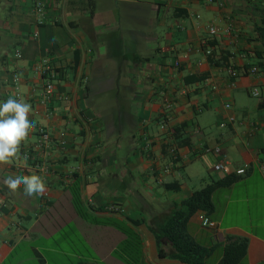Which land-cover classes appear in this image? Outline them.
Here are the masks:
<instances>
[{
    "label": "crops",
    "instance_id": "0c3cea01",
    "mask_svg": "<svg viewBox=\"0 0 264 264\" xmlns=\"http://www.w3.org/2000/svg\"><path fill=\"white\" fill-rule=\"evenodd\" d=\"M43 60L56 72L48 100ZM193 74L205 78L186 82ZM9 98L31 105L35 127L0 164V264H185L160 255L173 246L159 228L196 190L181 177L218 157L194 154L164 173L180 123L192 142L181 152L220 145L232 169L249 165L214 191L215 227L202 212L187 223L215 247L205 264H221L227 235L248 239L238 264H264V0H0V103ZM33 174L43 194L3 183Z\"/></svg>",
    "mask_w": 264,
    "mask_h": 264
},
{
    "label": "trees",
    "instance_id": "16d2710c",
    "mask_svg": "<svg viewBox=\"0 0 264 264\" xmlns=\"http://www.w3.org/2000/svg\"><path fill=\"white\" fill-rule=\"evenodd\" d=\"M174 12L178 16H180L179 12L182 16L187 15L186 10L182 8H177ZM209 60L213 64L218 62L214 60L212 55H210ZM203 78H205L204 74H193L186 77V82L199 81ZM168 132L177 146L181 148L191 146V137L188 134L186 123L173 126L168 129ZM238 179V175L227 174L223 178L212 180L201 188L194 190L188 197L176 204L168 219L162 222L159 228L162 236L172 244L173 251L167 253L160 248V255L171 257L185 264H205L206 259L213 253L215 247L198 243L187 232V223L198 212L210 215L214 210L212 200L214 191L220 187L230 186ZM158 234H156L157 242L161 237ZM248 244V239L245 237L227 235L223 244V255L220 263L238 264L246 257Z\"/></svg>",
    "mask_w": 264,
    "mask_h": 264
},
{
    "label": "clouds",
    "instance_id": "9594fccd",
    "mask_svg": "<svg viewBox=\"0 0 264 264\" xmlns=\"http://www.w3.org/2000/svg\"><path fill=\"white\" fill-rule=\"evenodd\" d=\"M259 90H254V95ZM31 105L23 101L9 98L0 103V164H7L16 157L21 143L28 137L35 124L29 119ZM10 193H16L21 185L24 194L32 196L43 194L46 185L39 175H9L3 181Z\"/></svg>",
    "mask_w": 264,
    "mask_h": 264
},
{
    "label": "built area",
    "instance_id": "2783aa9c",
    "mask_svg": "<svg viewBox=\"0 0 264 264\" xmlns=\"http://www.w3.org/2000/svg\"><path fill=\"white\" fill-rule=\"evenodd\" d=\"M37 9L40 11L41 5L40 3H37ZM208 31L209 34L214 36L219 32V28L215 25H209L208 26ZM208 54H211V50L207 51ZM17 55H20L19 51H17ZM175 66H180V62L179 61H175ZM39 72L41 73V75H43L46 79L45 85H44V91H43V96L45 98V100H48L52 97L54 90H55V84H54V77L56 76V72L54 70V66L48 62L47 60H43L40 65L38 66ZM253 72L257 71V68H253L252 69ZM232 75H236V71L235 70H230ZM254 90H257V88H253V90L251 91L252 94L254 93ZM254 95V94H253ZM258 94L254 95V96H258ZM169 106V104H167ZM229 106V105H227ZM233 119V118H231ZM167 118H163L161 120V126L162 127H166V122H167ZM41 132V140L39 143V147L41 148H46L48 147L49 142L51 141L52 137L50 135V133L42 128L40 130ZM170 137L171 134L169 133ZM172 139V137H171ZM62 143H65V141L63 140ZM150 144L147 143L146 147H149ZM164 151L165 154L168 155L169 157V164L165 165L163 167V172L167 173L171 171V168L181 162V161H189L191 156L194 154L197 156H200L201 154H203L204 152H211L214 155H216L218 158L216 160V162L214 163V170H216L217 172L223 173V174H235L238 176H242L244 174L247 173L248 169H249V165L245 164L242 167H239L237 169H232V167L230 166V163L226 157V154L223 150V148L220 145H214V146H201V147H197L194 149V153L187 154V153H183L180 151V147L177 146L176 143H174L172 140H169L168 142H165V147H164ZM107 209H109V211H116L119 210L120 208L117 205H110L107 207ZM201 222L202 225L205 227H215L216 226V222L214 220H212L208 215L203 214L201 217Z\"/></svg>",
    "mask_w": 264,
    "mask_h": 264
},
{
    "label": "rangeland",
    "instance_id": "374dc122",
    "mask_svg": "<svg viewBox=\"0 0 264 264\" xmlns=\"http://www.w3.org/2000/svg\"><path fill=\"white\" fill-rule=\"evenodd\" d=\"M210 167H212L211 163H207L205 164V166L203 165V167L198 170V174L193 177L192 181L189 180L187 176H184L183 178L181 177V180H183L184 182H188L190 189H199L204 186L207 182L217 180L219 176L218 174H222L214 169L211 170Z\"/></svg>",
    "mask_w": 264,
    "mask_h": 264
}]
</instances>
